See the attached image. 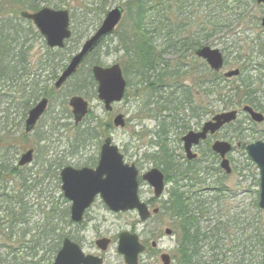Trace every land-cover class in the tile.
<instances>
[{"label":"trees","instance_id":"obj_1","mask_svg":"<svg viewBox=\"0 0 264 264\" xmlns=\"http://www.w3.org/2000/svg\"><path fill=\"white\" fill-rule=\"evenodd\" d=\"M69 1L0 0L1 4H5L13 11V18L4 16L0 19V89L1 86L9 83L12 91H19L20 95L23 93L20 100L24 106L21 119H24L27 111L43 97H48L49 106L52 105L53 82L58 72L78 51L81 41L87 39L84 36L88 27H96L97 21L100 22L97 13L104 12L100 6L101 2L81 9L79 25H86V31L74 37L73 22H70L72 36L65 43L64 48L61 50L45 48L46 57L36 65L35 71L25 58L31 41L43 39L30 22L29 25L17 24L18 13L35 12L44 6L53 9L68 8ZM125 4L122 20L114 34L101 41L76 74L64 85H72L68 96L79 95L87 99L88 93L95 95L96 84L90 68L93 65L103 66V61L97 58L96 53L105 41H112L116 37L112 53L121 52L124 58L120 66L127 81V89H134V92L139 91L143 95L144 103L141 111L145 114V119L155 123L154 131L145 134L150 136L148 147L153 148L154 151L148 149L150 152L145 153V157L162 171L165 183L169 185L166 190L167 199L160 203L159 214L171 222L173 236L176 238L173 260L177 264H216L217 262L227 264L226 261L229 259L235 261V264H264V231L260 229L264 226V217H260L263 211H260L257 205L258 190L256 196L246 205V209L248 206L252 210L251 214L249 210L246 212L245 208L240 209L233 205L223 209L222 207L227 204L221 199V195L227 189L224 183L226 177L222 175L217 165L212 168V161H207L210 165H203L206 163L204 159L206 156L215 161L217 156L209 149L206 153L200 150L198 159L187 162L180 147V137L191 129L192 122L199 125L212 96L216 100H227L228 104H231L233 99H243L245 105L258 110L256 101L251 96L250 85L242 82L240 85H234L227 92L220 88L219 84L220 81L229 80L209 70L194 56L196 48L202 45L211 46L214 43L205 33L215 35L220 26L230 25L232 21L240 19L243 16L241 13L242 10L244 11L243 7L247 4H255V0H126ZM5 14L11 15L7 11L0 12V16ZM71 19L73 20V17ZM206 26H208L207 31ZM155 37L162 40L161 45H157ZM227 48L239 55L243 54V47H237L234 41H230ZM169 56H175L174 65H170ZM185 57L190 58L191 63H186ZM182 60L183 63H179ZM244 68L241 67V70ZM126 95L127 90L125 98ZM203 98L207 101L204 107H202ZM64 110L66 111V106ZM90 114L88 113V116ZM240 124L237 123L234 136L238 142L244 137L251 136L245 135L249 127L243 129ZM75 132V137L81 139L86 136L87 139L97 136L96 129L92 132H89V129L84 131L76 129ZM173 132H179L176 139L177 149L170 145L169 134ZM241 148L243 150L244 145ZM247 160L249 165L255 168L248 158ZM85 163L88 165L87 162ZM62 166L58 163L55 167L56 184H59L58 171ZM44 169L51 168H40L39 172L42 171V175L49 172ZM211 170L217 174L214 180H209L207 176ZM21 180L24 181L22 184L31 181L28 184L30 188L34 187L31 184L36 181L31 177ZM37 184L42 186L41 192L45 193L43 181H38ZM254 184L256 187L259 186L257 177L254 178ZM20 195L18 190L8 197L9 204L4 212V221H1L10 232L15 225L23 227L19 230L20 233L15 229L18 234L15 241L22 246L19 254H15L9 262L29 264L23 252L34 248L37 250L38 247L23 246L27 232L24 227L27 223V209L23 198H19ZM59 197L64 204H68L61 194ZM56 207L57 205L49 204L47 210L54 214L57 211ZM211 212L215 215H211ZM61 214L62 217L58 215L55 217L60 218L70 227L68 205ZM6 235L10 237L11 234L8 232ZM64 237L73 238L74 233L66 235L58 233L48 242L50 259L55 256ZM31 242L33 240L25 244Z\"/></svg>","mask_w":264,"mask_h":264},{"label":"rangeland","instance_id":"obj_2","mask_svg":"<svg viewBox=\"0 0 264 264\" xmlns=\"http://www.w3.org/2000/svg\"><path fill=\"white\" fill-rule=\"evenodd\" d=\"M96 2H101L100 6L104 12L103 14L97 13L100 22L104 14L110 9L116 6H126V0H70L69 7L63 9L69 11L70 22H73V25L72 23L71 25L75 32L74 37H78L80 32L84 33L86 31V25H79L81 9L87 8L88 5ZM243 8L244 11H241L243 16L240 19L232 21L230 25L220 26L218 31L215 32V35H210L208 32L205 34H208L209 39L214 42L209 47L217 49L223 54L224 68L222 73L234 69L240 70L237 78H230L229 81L225 82L220 81L219 87L228 92L234 85H240L242 82L250 85L249 89L251 90L252 99H255L258 106V110L256 111L262 113L264 116V29L260 25V19L264 13V5L256 3L247 4ZM1 11H7L11 15H2L0 19L4 16L13 18V11L10 7L0 2ZM94 15H96L95 10ZM71 17H73V20ZM17 18L19 20L17 22L18 25H29L19 15ZM98 22L96 23V27H88L84 37L88 38L94 32L97 24L99 25L100 23ZM205 29L207 31L208 26ZM116 39L114 37L112 41H105L96 53L97 58L103 61V66L108 67L115 63L121 65L124 62L121 52L112 53ZM155 39L157 45H161L162 40L156 37ZM83 41L84 39L81 41L80 46ZM230 41H234V45L237 47H243V54L239 55L234 50L227 48ZM43 42V40L31 41V46H29L26 54L25 59L29 66H32L33 71H35L36 65L46 57V46ZM174 58L175 56H169L170 65L176 63ZM184 60H186V63H191L190 58L185 57ZM179 63H183V60L179 61ZM241 63V67H245L242 70L240 67ZM84 74H86V70H84ZM71 86L69 84L57 92L53 91L52 105L49 106L46 114L29 134L24 133L23 124L25 118L21 119L24 106L20 100H22L23 93L20 95L19 91H12V86L9 83L1 86L0 264H15L9 261L11 258H14L15 254H19L22 246L21 243L15 241L16 235H18L15 231L18 230V233H20L19 230L23 227L21 225H15L13 231L10 232L6 230V225L1 221L9 204L7 202L8 197L13 192L20 191L21 195L19 198H23L27 209V223L24 225L27 232L23 246L38 247L37 250L34 248L30 251L25 250L23 252L24 258L29 264H49L50 260L53 261L54 258L50 259L51 252L48 248V242L51 238L54 239L58 233H63L64 235L73 233L72 229L63 220L55 217L56 215L62 217L61 211L67 206L59 197L61 194L59 184H56L54 181V171L58 163H61L63 166L78 165L80 162H90L96 165L99 147L103 139L111 137L113 144L123 155L125 163H134L140 175L154 167V164L145 157V153L148 154L150 151H154L153 148L148 147V137L150 136L145 134L154 131L155 123L150 119H145V114L141 111L144 98L139 91L134 92V89H127L126 98L119 104L114 105L112 113H107L96 96L88 93L86 100L89 103V112L91 114L78 126H74L70 109L67 106V99L70 97L68 93ZM206 102V99L203 98L202 107H204ZM209 102L210 104H208L207 110L199 121V125L197 126L195 122L191 123L192 130L199 129L204 122L208 121L217 113L234 109L239 111L245 105L243 99H233L231 104H228L229 102L227 100H216L214 96L209 99ZM64 106H66V111L64 110ZM118 113L122 114L125 118V126L121 129H116L112 126L113 117ZM237 121V123H241L239 125L241 128L246 129L249 127L245 135L249 134L251 136L244 137L242 141L238 142L234 138L237 131V123H234L231 126L229 125L221 129L196 149L200 157L199 151L203 150L206 153V150L215 141L229 142L233 146V151L227 155L232 173L224 179L227 189L224 192L225 195H221V199L225 200L227 204L222 207L223 209L232 205L238 206L240 209H246V205L256 196V190L258 189L254 184V178H258V172L249 165L245 151L242 150L241 146L256 141L264 142V121L259 125L253 124L241 112L238 114ZM74 129L78 131L89 129V132L96 129L97 136L91 139H87V136L83 139L76 138ZM178 133L173 132L169 135L172 148L175 147L177 149L176 139L179 136ZM237 143H240L239 147L236 146ZM180 147L182 148L181 143ZM30 148H34L36 154L33 162L25 168H17L16 163L19 155ZM204 159L206 161L203 164L204 166L210 165V162L207 163V161H212V168L219 165L218 159L216 160L217 163L208 156ZM46 167H50L51 169H44L49 172L46 175H42V171L39 172V170L40 168ZM222 175H224L223 172ZM207 176L209 180L217 178L214 170L208 172ZM29 177L35 178L36 181H33L31 184L34 187H29L30 185L28 184L31 181L22 184L24 181L21 179H27ZM38 181H43L45 193L41 192L42 186L37 184ZM168 188L169 185L166 190ZM139 197L143 202L153 198L152 191L147 184H140ZM166 199L167 192L165 191L159 200V204ZM49 204L57 205L56 213H49V210H47ZM248 210L250 211L249 214H251L252 210L247 206L246 212ZM212 212L211 215H215ZM260 217H264V211L260 213ZM87 220H94V224H91V229L85 231L83 236H79V241L83 243V251L85 253L102 255L104 264H123L122 259L116 254V237L122 231L134 232L139 236L141 242H147L148 250L145 256L141 258L139 264H161L160 255L162 254H168L170 256V264H177L172 258L176 248V238L175 236L168 237L164 235L165 229L169 228L171 230L172 227L171 222L163 215L158 214L150 218L146 223L139 224L135 213L113 215L97 200L88 212ZM260 229L264 231V226H261ZM8 232L11 234L10 237L6 235ZM99 238L111 240V244L105 253H100L94 245V241ZM29 240H33V242L25 244ZM43 240L44 242H42ZM151 243L155 244L153 246L155 248H151ZM227 256L229 257V254ZM226 263L235 264V261L229 259ZM216 264L219 263L217 262Z\"/></svg>","mask_w":264,"mask_h":264},{"label":"water","instance_id":"obj_3","mask_svg":"<svg viewBox=\"0 0 264 264\" xmlns=\"http://www.w3.org/2000/svg\"><path fill=\"white\" fill-rule=\"evenodd\" d=\"M257 4H263L264 0H256ZM123 14V8L116 6L109 10L103 17L97 30L86 39L78 52L72 56L66 67L62 70L54 88L59 89L70 77H72L84 60L106 37L113 34ZM20 16L36 27L44 38L45 44L50 49H62L65 41L71 37L69 29L70 19L67 10H55L43 7L36 12L22 11ZM264 29V13L260 20ZM195 56L204 61L214 72L223 68V57L219 50L208 46H201L195 50ZM91 75L96 82L97 99L103 103L104 109L111 112L113 104L119 103L125 93L126 81L123 78L119 64L109 67L94 65L91 67ZM239 75V70L227 71L225 78H233ZM48 99L42 98L28 112L24 121V132H32L37 122L45 113ZM68 106L74 125H78L88 113V102L81 96H72L68 99ZM250 120L260 124L264 121L262 114L253 111L249 106L241 109ZM237 111H226L214 115L210 120L203 123L199 131H189L181 138L183 152L188 161L194 160L197 155L192 152L201 141L208 136H213L223 126L234 122ZM115 128H123L125 125L122 114L113 118ZM210 150L220 159L219 167L225 174L231 173V168L226 155L231 152V145L224 141H215ZM245 153L259 172V198L258 207L264 209V142L256 141L245 146ZM34 150L20 155L18 167L30 164L33 160ZM60 191L64 199L70 203V221L76 224L83 220L84 212L91 206L95 197L99 196L105 207L112 213H125L135 211L141 222H145L150 213L147 206L138 197V171L134 164L124 163L123 156L115 145H112L110 137L104 139L100 146L99 160L95 168L83 167L75 169L67 166L59 172ZM141 180L148 184L153 191L154 198H159L165 189L164 175L157 169L152 168L141 175ZM157 213V210H154ZM166 235L171 231L167 229ZM109 244L108 239H99L95 242L100 251H105ZM144 246L139 243L138 236L129 232H121L118 235L117 254L123 257L125 264H138V256L144 252ZM161 264H169L170 257L167 254L160 256ZM52 264H102V259L84 255L80 248L65 238L61 249L57 252Z\"/></svg>","mask_w":264,"mask_h":264},{"label":"flooded vegetation","instance_id":"obj_4","mask_svg":"<svg viewBox=\"0 0 264 264\" xmlns=\"http://www.w3.org/2000/svg\"><path fill=\"white\" fill-rule=\"evenodd\" d=\"M113 107V106H112ZM112 112V111H111ZM196 149L197 148H192V152L193 153H195V151H196ZM35 154V153H34ZM196 154V153H195ZM36 155V154H35ZM35 155L33 156V160H34V157H35ZM187 161V160H186ZM86 163L85 162H80L78 165H66V166H72V167H74V168H82V167H89V168H93V167H95V165H93L92 163H90V162H87V164L88 165H85ZM62 167H64V166H62ZM97 200H99V198L97 197V198H95V201H94V203L97 201ZM159 202L160 201H158V200H154L153 198L152 199H149L148 201H147V206H148V209H149V211H152V210H155V209H157L158 210V208H159ZM94 203L92 204V206L94 205ZM91 206V207H92ZM91 207L84 213V216H83V221L81 222V223H79V224H75V223H72L71 222V226H70V228L72 229V231H73V233H74V237L73 238H70L75 244H77L80 248H81V250L83 251V249H84V246H83V243L81 242V241H79L80 240V237L81 236H83V234H84V232L85 231H87L88 229H91V224H94V220H87L88 219V212L90 211V209H91ZM159 211V210H158ZM158 214H151V216H150V218H152V217H155V216H157ZM68 218H69V215H68ZM149 218V219H150ZM149 219H147L144 223H146ZM144 223H141V224H144ZM80 236V237H79ZM141 242V241H140ZM110 244H111V240H110ZM109 244V245H110ZM141 244L142 245H144V252L143 253H141L139 256H138V264H139V262H140V260H141V258L142 257H144L145 256V254H146V251L148 250V245H147V242H141ZM155 244L153 243H151V248H155V247H153ZM84 252V251H83ZM85 253V252H84ZM102 253H105V252H102ZM85 254H90V253H85ZM117 254V253H116ZM91 255H94V256H99L101 259H102V264H104V258H103V256L102 255H97L96 253L95 254H91ZM118 255V254H117ZM123 264H124V262H123Z\"/></svg>","mask_w":264,"mask_h":264},{"label":"bare ground","instance_id":"obj_5","mask_svg":"<svg viewBox=\"0 0 264 264\" xmlns=\"http://www.w3.org/2000/svg\"><path fill=\"white\" fill-rule=\"evenodd\" d=\"M170 135V134H169Z\"/></svg>","mask_w":264,"mask_h":264}]
</instances>
